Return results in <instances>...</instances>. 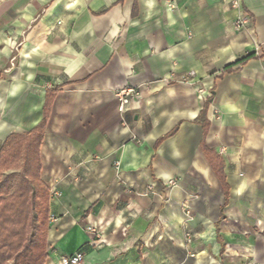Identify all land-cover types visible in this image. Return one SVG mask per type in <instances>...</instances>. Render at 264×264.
<instances>
[{
  "label": "crops",
  "instance_id": "crops-1",
  "mask_svg": "<svg viewBox=\"0 0 264 264\" xmlns=\"http://www.w3.org/2000/svg\"><path fill=\"white\" fill-rule=\"evenodd\" d=\"M47 93L45 264H264V0H0V146Z\"/></svg>",
  "mask_w": 264,
  "mask_h": 264
},
{
  "label": "trees",
  "instance_id": "trees-1",
  "mask_svg": "<svg viewBox=\"0 0 264 264\" xmlns=\"http://www.w3.org/2000/svg\"><path fill=\"white\" fill-rule=\"evenodd\" d=\"M226 71L228 68L223 73ZM52 96L46 94L43 117L36 127L27 133L10 134L0 146V264H45L47 259L49 194L40 179L39 153ZM209 103L204 101L198 118L204 137L209 127ZM202 150L227 198L220 157L203 142Z\"/></svg>",
  "mask_w": 264,
  "mask_h": 264
},
{
  "label": "built area",
  "instance_id": "built-area-1",
  "mask_svg": "<svg viewBox=\"0 0 264 264\" xmlns=\"http://www.w3.org/2000/svg\"><path fill=\"white\" fill-rule=\"evenodd\" d=\"M225 1L227 3L232 4L233 6L238 5V0H225ZM246 21H247V19L245 17H242V16L237 17L233 23L234 29L235 30H241L244 27V25L246 24ZM193 76H194L193 72H189V73H187V75H185L181 79V82L190 83V80L188 79V77H193ZM114 96L116 97L117 102H118L117 109H118L119 114L121 115L122 123L125 124L124 115L127 112L128 107L133 102H136L140 99V91L138 88L131 87V86H125L121 89L116 90L114 92ZM114 168L117 169V165H115ZM168 185L174 186L175 181H169ZM54 194L55 193H53V195ZM183 214L185 217L184 240H185L186 245H190L192 243L193 236H192L191 232L186 228L188 222L191 220V213L187 207L183 208ZM55 220H56L55 216L50 215L48 217V225L50 226V224L55 222ZM85 230L88 232L95 233L94 229L89 225L85 227ZM56 264H84L83 253L76 252V253H73L71 255L60 257Z\"/></svg>",
  "mask_w": 264,
  "mask_h": 264
}]
</instances>
